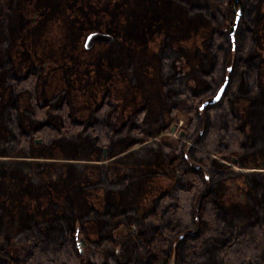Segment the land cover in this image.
<instances>
[{
    "label": "trees",
    "instance_id": "trees-1",
    "mask_svg": "<svg viewBox=\"0 0 264 264\" xmlns=\"http://www.w3.org/2000/svg\"><path fill=\"white\" fill-rule=\"evenodd\" d=\"M242 4L231 39L236 0H0V264H264V0ZM90 29L112 34L94 59ZM151 62L156 117L145 95L115 118Z\"/></svg>",
    "mask_w": 264,
    "mask_h": 264
},
{
    "label": "rangeland",
    "instance_id": "rangeland-1",
    "mask_svg": "<svg viewBox=\"0 0 264 264\" xmlns=\"http://www.w3.org/2000/svg\"><path fill=\"white\" fill-rule=\"evenodd\" d=\"M100 47L101 45L97 43V41H94L91 46L86 48V49L94 48L91 51L92 56H90V58L94 59L96 57L93 55L99 52ZM85 55L88 57L87 53ZM262 61H261V66H262ZM147 67H148L147 74L139 78L141 79V86H140L141 88H139L138 86L136 87L126 86L124 81L121 78L117 80L115 79L116 81L114 84L116 86L115 85L113 86L115 88H113L112 93H111L112 99L117 101L116 108L113 112V114L115 115L114 116L115 118L118 119V117L116 116L122 115L125 113V111H127V109L132 108L142 103L145 95H149V106L152 108L151 114L156 117V109L158 106V101H157L158 97L156 96V91H158L157 92L158 94L160 93V91L158 90L159 81H158V76L156 74L155 66L153 62H151L150 65ZM262 75H263L262 80L264 81V74ZM131 94H133V97L129 99V96ZM168 118L170 120L169 125L173 124L174 127L172 130L168 128L167 141L173 142L175 141V137L177 136L176 131L179 130L181 126L185 123L187 119V114L181 109V107H179L173 113L169 114ZM145 145L151 150V158H150L151 166L153 168H156L157 171L160 172V175L163 176L165 181L169 182L167 184V188H170L172 185L173 179L177 177L178 173H180L181 170L177 167L176 162H173V161L169 162L168 158L163 157L161 150L158 146L151 145V143H147ZM113 146L114 147H112V151H115L116 144ZM21 153H22L21 150L17 149L11 153V156H19L21 155ZM168 157H170V154H168ZM82 158L86 159L85 157H82ZM133 187L134 185L132 184L131 189ZM78 215H79V209L78 207H75L74 216L76 219H78ZM132 223H133V217L130 215H127L125 219L116 218L111 221L108 231L110 233L119 234V233L124 232L127 229H130ZM4 234L5 235L11 234V229L7 225H5ZM78 245H81V244H78ZM112 248L113 247H110L109 249L107 248V250L111 251ZM79 250L86 251L88 250V247H86V244L81 245V249Z\"/></svg>",
    "mask_w": 264,
    "mask_h": 264
},
{
    "label": "water",
    "instance_id": "water-1",
    "mask_svg": "<svg viewBox=\"0 0 264 264\" xmlns=\"http://www.w3.org/2000/svg\"><path fill=\"white\" fill-rule=\"evenodd\" d=\"M237 2V7L235 9V14L234 16L232 17V20L230 22V24L228 25V32H229V36L230 38L232 39L233 38V31H234V28L237 24V21H238V18H239V14L242 10V7H243V4H242V0H236ZM112 39V34L106 30H103V29H90L88 31H86L82 37V45L85 47V48H88L89 46L92 45V43L94 41H102V42H105V41H110ZM225 81H226V76H224V78L222 79V81L219 83V85L216 87V89L213 91V93H211L210 95H207L199 104H198V107H201L204 103H209V102H212V101H215L220 93L222 92V89L224 87V84H225ZM174 127L173 124L169 125V129L172 130ZM179 133L182 134L183 131L182 129H179ZM33 141L35 142H39L40 141V137L39 136H35L33 138ZM105 154V146L102 145V155ZM232 161H235V157L232 156L231 157ZM178 178L182 179V175L179 174L177 175ZM76 229H77V226H76ZM135 231V225L132 223L131 224V227L130 229H127V231L125 232H122V233H125V234H130L132 232ZM75 242H76V245L78 246V249H81V245H85L86 244V240L84 239L83 235L81 233H76L75 234ZM78 244H81V245H78ZM171 262H169L170 264Z\"/></svg>",
    "mask_w": 264,
    "mask_h": 264
},
{
    "label": "flooded vegetation",
    "instance_id": "flooded-vegetation-1",
    "mask_svg": "<svg viewBox=\"0 0 264 264\" xmlns=\"http://www.w3.org/2000/svg\"><path fill=\"white\" fill-rule=\"evenodd\" d=\"M178 175H179V173H178ZM176 178H177V177H176ZM133 224H134V223H133ZM125 231H127V230H125ZM125 231H124V232H125Z\"/></svg>",
    "mask_w": 264,
    "mask_h": 264
}]
</instances>
